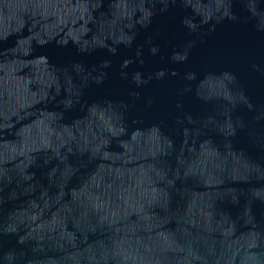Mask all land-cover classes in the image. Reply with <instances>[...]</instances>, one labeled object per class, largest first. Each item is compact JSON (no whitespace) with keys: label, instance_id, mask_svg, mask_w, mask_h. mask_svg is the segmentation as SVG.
I'll return each mask as SVG.
<instances>
[{"label":"water","instance_id":"95a60500","mask_svg":"<svg viewBox=\"0 0 264 264\" xmlns=\"http://www.w3.org/2000/svg\"><path fill=\"white\" fill-rule=\"evenodd\" d=\"M0 264H264V0H0Z\"/></svg>","mask_w":264,"mask_h":264}]
</instances>
